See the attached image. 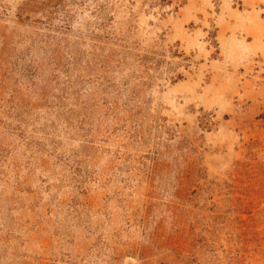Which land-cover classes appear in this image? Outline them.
Returning a JSON list of instances; mask_svg holds the SVG:
<instances>
[{
    "label": "rangeland",
    "instance_id": "obj_1",
    "mask_svg": "<svg viewBox=\"0 0 264 264\" xmlns=\"http://www.w3.org/2000/svg\"><path fill=\"white\" fill-rule=\"evenodd\" d=\"M0 264H264V0H0Z\"/></svg>",
    "mask_w": 264,
    "mask_h": 264
}]
</instances>
